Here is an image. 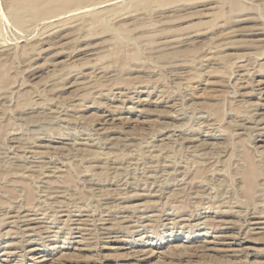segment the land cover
<instances>
[{
  "label": "rangeland",
  "instance_id": "374dc122",
  "mask_svg": "<svg viewBox=\"0 0 264 264\" xmlns=\"http://www.w3.org/2000/svg\"><path fill=\"white\" fill-rule=\"evenodd\" d=\"M16 1L0 264H264V0Z\"/></svg>",
  "mask_w": 264,
  "mask_h": 264
},
{
  "label": "bare ground",
  "instance_id": "6f19581e",
  "mask_svg": "<svg viewBox=\"0 0 264 264\" xmlns=\"http://www.w3.org/2000/svg\"><path fill=\"white\" fill-rule=\"evenodd\" d=\"M48 1V0H47ZM56 1H65V0H54V2H56ZM66 1H68V0H66ZM65 1V2H66ZM124 1V0H123ZM45 2V1H44ZM73 3H74V1H72ZM52 3H53V1H52ZM56 3H60V2H56ZM70 3V2H69ZM13 5H11V6H13V9H12V13H11V15H12V19L14 20V21H16V23H17V25L19 24L20 25V27L21 26H25V27H27L28 25H29V23L31 22V21H34V19H35V17L34 16H32L31 14H29V10L28 9H33V10H35L36 9V4H34V1L33 0H17L16 1V3H12ZM38 4V3H37ZM66 4V3H65ZM49 6V5H48ZM81 7V6H80ZM85 7V6H84ZM114 7V6H113ZM109 8V7H108ZM39 9V8H38ZM82 9V8H81ZM95 9V8H94ZM90 10V9H89ZM88 10V11H89ZM97 10V9H96ZM81 11V10H80ZM79 12V11H78ZM84 12V11H83ZM90 12V11H89ZM97 12V11H96ZM20 13L21 14H24L25 16H27L28 18H26V19H24V21L20 18ZM56 13V12H55ZM71 13V12H70ZM80 13V12H79ZM57 14V13H56ZM89 13H87L86 15L87 16H90V15H88ZM93 14V13H92ZM46 15H48V14H46ZM54 15V14H53ZM74 15V14H73ZM101 15V14H100ZM32 17H33V19H32ZM50 17V16H49ZM58 17V16H57ZM63 17V16H62ZM61 17V18H62ZM74 17V16H73ZM93 17V16H92ZM97 17V16H96ZM102 17V16H101ZM52 18V17H51ZM54 18V17H53ZM60 18V17H59ZM64 18V17H63ZM68 18V17H67ZM94 18V17H93ZM97 18H99V17H97ZM55 19V18H54ZM57 19V18H56ZM66 18H64V20H65ZM74 19V18H73ZM79 19V18H78ZM89 19V18H88ZM95 19V18H94ZM45 20H47V19H45ZM44 19H43V21H45ZM69 20V19H68ZM40 21V20H39ZM47 21H49V20H47ZM54 21V20H53ZM62 21V20H61ZM51 22V21H50ZM77 22V21H76ZM79 22V21H78ZM32 23V22H31ZM34 23V22H33ZM32 23V24H33ZM41 23V22H40ZM46 22H44V24H45ZM49 23V22H48ZM47 23V24H48ZM55 23H57V22H55ZM60 23V22H59ZM68 23H70V22H68ZM31 24V25H32ZM54 24V23H53ZM58 24V23H57ZM62 24V23H61ZM74 24V23H73ZM56 25V24H55ZM30 26V25H29ZM35 26H37V25H35ZM53 26V25H52ZM50 27V26H49ZM58 27V26H57ZM21 29H22V27H21ZM52 29H54V28H52ZM57 29V28H56ZM44 31L46 30V29H43ZM55 30V29H54ZM50 31V30H49ZM53 31V30H52ZM52 33V32H51ZM44 34V33H43ZM42 34V35H43ZM45 35V34H44ZM43 35V36H44ZM42 37V36H41ZM49 37V36H48ZM47 38V37H46ZM55 38V37H54ZM60 38V37H59ZM44 39V38H43ZM48 39V38H47ZM49 39H51V38H49ZM57 40V39H56ZM61 40V39H60ZM43 41V40H42ZM47 41V40H46ZM49 41V40H48ZM45 42V41H44ZM49 43H51V42H49ZM48 43V44H49ZM46 45H47V42H46ZM52 45V44H51ZM51 45H48V47L49 46H51ZM40 46V45H39ZM47 47V48H48ZM40 50H41V48H40ZM51 50V49H50ZM49 51V50H48ZM76 51V50H75ZM78 51V50H77ZM39 52V51H38ZM173 54H175V53H173ZM213 63V62H212ZM73 73V72H72ZM76 77V76H75ZM69 78V77H68ZM100 80V79H99ZM98 82V81H97ZM105 82V81H104ZM106 83V82H105ZM98 87H100V86H98ZM96 88V87H95ZM136 88V87H135ZM132 89V88H131ZM139 90V89H138ZM144 90V89H143ZM145 91V90H144ZM136 92H138V91H136ZM106 93V92H105ZM101 94V93H100ZM114 94V93H113ZM127 95V94H126ZM129 96V95H128ZM150 96V95H149ZM102 97V96H101ZM148 99V98H147ZM129 113V112H128ZM107 115V114H106ZM112 116V115H111ZM115 117H113V119H114ZM52 119V118H51ZM109 119V118H108ZM117 119V118H116ZM53 120V119H52ZM109 121H112V120H109ZM51 122V121H50ZM101 125V124H100ZM97 136V135H96ZM162 138V137H161ZM156 140V139H155ZM96 141V140H95ZM155 142V141H154ZM97 145V144H96ZM156 147V146H155ZM127 148V147H126ZM149 148V147H148ZM149 150V149H148ZM157 150V149H156ZM35 151V150H34ZM160 153V152H159ZM17 154V153H16ZM155 157V156H154ZM196 157V156H195ZM16 164V163H15ZM10 165V164H9ZM12 166V165H11ZM174 166V165H173ZM137 168V167H136ZM113 171V170H112ZM166 171V170H165ZM165 173V172H164ZM172 174V173H171ZM187 174V173H186ZM251 175V174H250ZM45 176V175H44ZM248 176H249V174H248ZM167 177V176H166ZM139 179V178H138ZM183 179H184V177H183ZM182 179V180H183ZM249 179V178H248ZM88 180V179H87ZM167 180V179H166ZM179 180V179H178ZM142 181V180H141ZM247 181H249V180H247ZM251 181V180H250ZM89 182V181H88ZM142 183H143V181H142ZM157 183V182H156ZM163 183V182H162ZM252 183V182H251ZM118 184H119V182H118ZM167 186H168V184H167ZM248 186H249V184H248ZM127 187V186H126ZM253 190V189H252ZM120 194V193H119ZM106 196V195H105ZM43 198V197H42ZM53 198V197H52ZM48 199V198H47ZM122 199V198H121ZM57 215V214H56ZM66 216V215H65ZM29 219V218H28ZM71 219V218H70ZM102 221V220H101ZM78 223V222H77ZM264 229V228H263ZM49 230V229H48ZM49 236V235H48ZM106 237V236H105ZM37 248V247H36ZM143 252V251H142ZM130 254V253H129ZM136 258V257H135Z\"/></svg>",
  "mask_w": 264,
  "mask_h": 264
}]
</instances>
